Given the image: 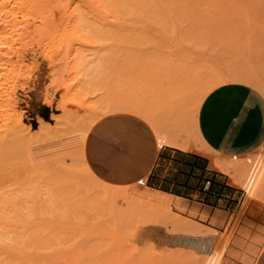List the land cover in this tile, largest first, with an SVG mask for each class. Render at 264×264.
Masks as SVG:
<instances>
[{
  "label": "rangeland",
  "instance_id": "rangeland-1",
  "mask_svg": "<svg viewBox=\"0 0 264 264\" xmlns=\"http://www.w3.org/2000/svg\"><path fill=\"white\" fill-rule=\"evenodd\" d=\"M35 1L32 0L31 4ZM128 1L131 4L119 7L120 18L115 22L113 19V25L98 19L89 0L52 1L42 8L40 17L33 16V7L24 16L18 12L16 21L19 26L25 25L24 31L19 29L5 32L0 40L13 50L24 49L25 57L18 62L14 58L13 62L0 67V84L7 82L19 85L15 93L19 100L16 113L21 114L23 124L39 129L38 118L53 124V116L61 113L56 108L58 101H68L74 107L94 106L106 94L120 98L128 93L139 92L138 97L144 102L152 99L153 102H159V106L165 105L174 96L175 90L172 88L177 82L175 76L185 67L195 71L208 64L213 70H240L252 73L264 82V0H234L242 1L243 6L248 4V8L244 6L246 12L241 13L224 0L221 1L223 3H218L220 0H158L163 11L157 9L151 0ZM216 1L221 4L219 7ZM184 6L187 12L183 10ZM49 14L51 17L46 19ZM73 14H76L75 22L72 21ZM235 18L237 22H233ZM222 25L226 30L221 29ZM188 55L194 56L197 62H191L188 66L190 62L183 60ZM71 59L70 64L77 62L88 69L95 64V76L85 83L81 71L69 67ZM47 93L53 99L50 106L42 103ZM194 97L186 101L184 118L191 111ZM177 111L173 116H179ZM88 112L86 109L83 114ZM83 124L79 122L75 126L71 142L82 131ZM64 126L65 122L57 125L61 128ZM59 145L66 158L70 154L69 147L65 140L59 142ZM48 147L47 142L42 147L41 156L35 159L37 171L43 175L52 173ZM258 150L264 152V145L252 153ZM66 159L69 161V172L58 171L57 177L73 183V187L59 192V202L56 203L59 208L54 211L58 218L55 223L61 227L56 228L54 244L40 250L44 254L51 252L52 248L58 251L52 264H73V258H77L80 264H92L98 255L96 252L94 257L90 255L94 244L96 248L100 245L97 250L101 254L96 257H99L98 263L102 262L99 264H105L106 261V264H136L137 261L141 264H192L195 258L193 253L209 240L213 243L216 238L217 235L212 232L214 228L197 222L202 221L203 216L196 213L151 204H140L137 207L127 204L123 205L124 208L116 205L114 210L109 209L106 202H98L96 198L88 196L85 188L94 183L79 173L80 168L74 160ZM225 176L228 180V176ZM139 186L143 187L144 184ZM231 186L236 196L228 202L229 210L221 218L222 223L218 229L224 233V239L229 241L224 258L229 264H250L253 251L250 242H255L260 234H264V197L247 198L240 187ZM41 189L42 198L53 196L48 190V184L41 186ZM74 190H79V193L75 195ZM127 210L129 213H126ZM45 215L49 220L53 219L49 213ZM91 224L94 229H100L96 232L98 235L100 232L107 235L88 237L93 228ZM65 226H68L67 229ZM69 226L84 227L88 235H85L83 229ZM206 229L211 233L205 237L203 234H208ZM116 230L118 233L121 230L123 233L119 235L125 236H122L121 241ZM114 233L119 241H116L117 238L114 240ZM170 234L188 238L198 235L203 240L197 246L198 249L174 246L164 239ZM111 236L114 238L110 239ZM204 240L207 242L204 243ZM240 241L244 243L238 246L236 243ZM119 245L120 248L124 246L121 248L123 251L117 252L118 257L115 252ZM79 251L83 256L79 255ZM88 256L93 257L92 260Z\"/></svg>",
  "mask_w": 264,
  "mask_h": 264
},
{
  "label": "bare ground",
  "instance_id": "bare-ground-1",
  "mask_svg": "<svg viewBox=\"0 0 264 264\" xmlns=\"http://www.w3.org/2000/svg\"><path fill=\"white\" fill-rule=\"evenodd\" d=\"M31 1L32 0H0V36L5 32L13 30L18 31L19 29H22L24 31L25 25L21 24L19 26L18 22L16 21L18 12H21L22 16H24L26 12L33 7V16L40 17L42 8L55 0H36L35 2H32V4ZM89 1L93 6V9L96 10L97 15L99 16L98 19L107 25H113L111 23L113 19V22L119 20L120 6H127L131 4L128 0ZM151 1H153V4L157 9L163 11L164 8L158 0ZM221 1L223 0H220L218 3H220ZM223 2L228 3V5H230L229 3H231L232 7L234 6V8L240 10L236 12L240 13L242 11L246 12L244 10L249 7L248 4V7L246 6V4H244V6L246 7L245 8L242 1L234 2V0H224ZM218 3L216 1V5L219 7L221 4ZM183 10L187 12V8L185 6L183 7ZM47 16L48 17H46V19L50 18L51 14ZM75 20L76 14H73L72 21L75 22ZM235 20L236 18L233 20V22H237V20ZM218 22L217 25L219 24ZM248 26L250 27L251 25ZM223 28L224 26L222 25L221 29ZM223 30H226V28ZM252 35L254 36V34ZM231 36L233 35L231 34ZM2 42L3 41L0 40V67L4 64L13 62L14 58L17 62L21 61V59H24V49L19 48L17 50H13L11 49L10 45H3ZM184 57L185 58L183 60H185V62H190L189 64H187L188 66L191 64V62L194 63V61L197 60L194 56L191 55ZM70 63H72V59L70 60L69 64ZM198 65L202 67L200 63ZM69 67L71 69L76 68V70L81 71V75L83 76L85 83H87V81L91 80L95 76V64L91 65V67L88 69V67L85 68V66H80V63L74 62L73 64H70ZM203 67V70L202 68H199L200 70L195 69V71L192 70L193 68L191 69L187 67L180 70L178 69V74L175 76V81L177 82L174 81L175 86L172 88L173 90H175L174 96L165 105L161 104V106H159L160 103L156 102V100L153 102L152 99L150 101L144 102V100L138 97L139 92L131 94L128 93L127 96L120 98H116L106 94L94 106L85 105L83 107H74L68 101H58L56 104V108L61 110V113L59 115L55 114L57 116H53V124L48 123L42 118H38V122L40 125H38L39 127H37L39 129L33 128L30 124H23L21 114L16 113V107L19 100L15 96V93L19 85L17 86L15 84L1 82L0 264H52L56 259L55 255L58 254V251H56L55 249L53 250L52 248L51 252H47V254L51 253L50 255H47L45 253L47 256L44 254V252H40V250L41 248L48 247L50 244H54L55 237L57 236L56 228L61 227L59 223H55L58 218L56 217V213L54 211L55 208H59L56 204L59 202V192L66 189H71L73 187V183L69 182L68 180H60L57 177L58 171L69 172V161L66 158L74 160V162L80 168L79 173L83 177L94 183V185L85 188L88 196L96 198L98 202H106L107 207L109 209L112 208L111 210H114V206L116 205H122L121 207L124 208L123 205L127 206V204H132L135 206H138L140 204H151L154 206H161L165 208H173L174 206L178 205L176 204L173 195L160 192L161 190L157 191L148 188L145 185L143 187H140L139 185L142 182L136 181L138 183L129 185H114L104 182L93 173L84 156L85 139L91 126L101 117L109 114L126 113L140 118L153 131V134L156 138L157 147L159 149L162 146H170L182 151L198 152L200 155H204L209 159L210 163L208 164L212 169L228 176L230 185L232 184L240 187L244 191L245 197L247 196V198L252 199H260L261 197H264V152H259L258 150L257 153L253 154L256 151L252 153L253 156L250 153L248 155L240 157H222L218 153H213L214 151L210 150L209 147L204 143L199 134L197 126V113L200 104L204 96L212 88L218 86L219 84L227 83L230 81H238L250 84L264 93V82H261L262 79H257L258 77L256 78L254 74L240 70L222 71L216 70L214 67L213 68L215 70H213L208 66V64ZM205 69L207 70L205 71ZM174 73L175 72H173L172 75H174ZM190 97H194V99H192L193 101H191L193 102V105L190 108V113H188V115L184 118L183 115L185 114V104ZM42 103L46 104L47 106L52 105L53 99L51 98L49 93L43 96ZM86 109H88L89 112L87 114H83L84 110ZM175 110H179V113H177L179 115L178 117L176 115L173 116V114H176ZM173 117L177 118L175 119ZM63 122H65L66 126L62 128L57 127L58 124H61ZM79 122H84L82 131L77 135L74 142H71L73 133L75 132V126ZM64 140L70 149V154L66 158L64 157L63 153H61V146L59 145V142L61 143ZM47 142L50 155L49 165L52 173L43 175L41 171H37L38 164L35 162V159L41 156V151L43 150L42 147ZM45 184L49 185L48 190L52 193V197H41L43 194L41 186ZM73 192L75 195H77L79 193V190H74ZM247 198L245 199L246 201ZM131 211H133V209L129 212ZM129 212L127 210L126 213ZM47 213L52 216V220H49L46 217L45 214ZM86 225L88 228L90 227L88 223H86ZM65 227L67 229L68 226ZM65 227H63L62 229L64 230ZM70 227L83 229L84 233L86 232L85 235H88V231H85L84 227L80 228L69 226V228ZM91 227H93L92 224ZM93 229L94 227L92 228V231ZM96 229H94V234L92 231H89L90 235H88V237L98 235L99 233L96 232H98L100 229ZM117 230L115 232L118 233ZM208 231H211V229ZM105 232L107 233V231ZM205 232H207V229ZM212 232L217 235L213 243L210 242V240L208 241V239V242L204 240V243L205 241L207 243H205V245L202 244L203 246H201L198 251H195L196 253H193L194 251L192 252L194 254L193 257H195L194 260L192 259L194 261L192 262V264H229L228 261L224 258V254L227 246L229 245V241L224 239V233H221L215 229H213ZM101 233H103V235ZM119 233L121 234L123 232H121L120 230ZM119 233L118 236L121 237V241V239H123V235L121 236L119 235ZM207 233L208 234L206 235L203 234V236H209L211 232ZM114 234L116 235V237L113 235L115 238L111 236L110 239H112V237L114 238V240L117 238V234ZM100 235L102 237L107 234H105L104 232H100ZM119 237L116 239V241H119ZM123 237L125 238V236ZM243 243V241H240L236 244H238V246H241L243 245ZM250 244V246L253 247V251L250 257V264H253L258 251L262 247H264V234H260L256 238V241L253 243L250 242ZM110 245L112 247L114 246V244ZM95 246L97 245L94 244V247ZM94 247H92L93 249L90 250V255L92 254V256H95V254L97 253V257L100 253L98 252V250L100 249V245L97 248L95 247L96 249H94ZM107 247L109 248L110 246L107 245ZM117 248L116 252L114 251L115 249L113 250L116 253V256H118L117 254L119 252L123 251L120 248V245L117 246ZM124 248H127V246H125ZM134 248L137 247L135 246ZM79 255L83 256V253L79 251ZM113 255L114 254H112V256ZM127 255L128 254H126V256ZM93 257H89L90 260H92ZM96 257H94V260H92V264H96V262L97 264L102 263H98L99 257ZM104 257L105 256H103L102 258ZM115 259L117 258L115 257ZM141 260L143 261V257ZM125 261L126 260H124V262ZM155 262L158 263L157 261ZM72 263L80 264V262L77 261V258H73ZM106 263L108 262L106 261L105 264ZM137 263L141 264L142 262L140 263L137 261Z\"/></svg>",
  "mask_w": 264,
  "mask_h": 264
},
{
  "label": "crops",
  "instance_id": "crops-1",
  "mask_svg": "<svg viewBox=\"0 0 264 264\" xmlns=\"http://www.w3.org/2000/svg\"><path fill=\"white\" fill-rule=\"evenodd\" d=\"M197 126L213 153L222 157L248 155L264 143V94L243 82L219 84L204 96ZM84 156L104 182L129 185L139 181L173 195L178 204L175 210L203 216L202 221H196L217 230L229 210L228 202L236 196L226 176L212 169L206 156L170 146L159 149L151 128L130 114L113 113L97 120L86 136ZM206 179L210 184L203 190ZM190 237L170 234L164 239L174 246L198 249L203 237ZM253 264H264V247Z\"/></svg>",
  "mask_w": 264,
  "mask_h": 264
},
{
  "label": "built area",
  "instance_id": "built-area-1",
  "mask_svg": "<svg viewBox=\"0 0 264 264\" xmlns=\"http://www.w3.org/2000/svg\"><path fill=\"white\" fill-rule=\"evenodd\" d=\"M210 181L208 179H206L203 183V190H207L209 187Z\"/></svg>",
  "mask_w": 264,
  "mask_h": 264
}]
</instances>
